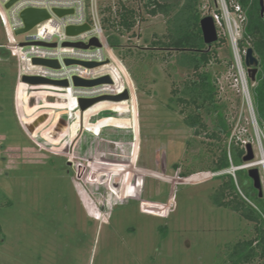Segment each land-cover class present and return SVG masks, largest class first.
Instances as JSON below:
<instances>
[{"label":"rangeland","instance_id":"1","mask_svg":"<svg viewBox=\"0 0 264 264\" xmlns=\"http://www.w3.org/2000/svg\"><path fill=\"white\" fill-rule=\"evenodd\" d=\"M201 4L203 16L222 11L221 0ZM142 12L115 50L133 99L103 100L77 120L67 117L60 88L21 84L0 18V264H220L228 243L252 236L251 222L210 199L221 183L211 170L219 150L194 135L169 101L172 83L191 73L176 62L177 51L150 44L166 31V18ZM215 24L225 39L213 43L219 60L208 68L231 133L247 138L251 111L237 62L243 21L232 12ZM206 120L212 128L213 118ZM226 142L232 152L231 135ZM244 173L242 185L252 183Z\"/></svg>","mask_w":264,"mask_h":264},{"label":"trees","instance_id":"2","mask_svg":"<svg viewBox=\"0 0 264 264\" xmlns=\"http://www.w3.org/2000/svg\"><path fill=\"white\" fill-rule=\"evenodd\" d=\"M139 7L118 0L98 5L102 26L107 41L114 50L123 46V36L133 32L143 11L150 15H163L166 18V31L154 34L152 48L177 51L176 62L190 71L181 83H172L169 101L179 108L184 122L193 129L194 135L213 139L219 153L213 159L211 170L216 171L230 166L226 139L231 135V124L220 104L217 76L209 70L211 62L219 60L217 50L211 49L204 41L201 19L204 17L201 0H137ZM246 10V20L242 26V36L238 40L240 52L249 47L259 59L258 72L250 88L253 105L259 122L264 123V18L260 14V0H236ZM230 10L234 7L227 0ZM218 13L222 11L218 8ZM220 43L223 37L219 38ZM127 52V53H126ZM120 56L123 62L127 50ZM125 53V54H124ZM132 53V51L130 52ZM153 55V54H151ZM127 66V65H126ZM128 68V67H127ZM213 118L210 128L206 117ZM225 141V142H224ZM232 159L235 164L243 163L245 149L232 142ZM178 169V165L175 164ZM244 170L237 171V182L231 174H224L221 183L210 195L212 203L236 211L253 224L251 237L240 238L226 245L225 257L220 264H264V199L252 183L242 185ZM186 172H179V178H186ZM247 176V175H246ZM180 179V180H183ZM240 188V189H239ZM242 191V193L240 192ZM257 205V208L251 203ZM0 234L2 225L0 223Z\"/></svg>","mask_w":264,"mask_h":264},{"label":"built area","instance_id":"3","mask_svg":"<svg viewBox=\"0 0 264 264\" xmlns=\"http://www.w3.org/2000/svg\"><path fill=\"white\" fill-rule=\"evenodd\" d=\"M9 0H0V18L3 24L6 38L9 46L15 50L19 58V77L20 80L24 75L28 76H40L49 78L52 80H68V86L58 85H31L21 80V84H26L28 87L37 88L38 86H55L62 91L61 97L66 102V115L68 118L77 120L83 115L86 118L85 113L89 108L101 102L103 100L116 102L110 99H102L85 110L80 106V99L82 98H96L106 95H118L125 90L129 91L130 98L133 99V87L130 83L127 70L122 64L119 56L115 53V50L109 45L107 41L106 32L102 26L101 15L98 8V0H16L9 8L6 7V3ZM222 13L214 12L212 14L214 21L221 24L222 15L231 20L232 12L236 13L241 20H246V10L240 3L235 0H231V5L234 7L230 10L227 0H221ZM27 8L46 9L50 13V17L38 23L31 30L22 33L24 39L19 41L16 36V31L24 26V22L20 16V13ZM72 10V12L64 15H58L56 10ZM232 11V12H231ZM264 18V12L263 16ZM88 23L90 29L78 33L76 35H69L66 32L68 26L83 25ZM237 32H238V28ZM19 34V35H22ZM96 37L99 45L83 48L75 45H65L66 42L71 43H90L91 39ZM34 42H44L45 45L36 44ZM232 42L237 46V38L234 34L232 36ZM23 43H30L23 45ZM246 50L243 51L245 54ZM241 52L237 51V57L240 58L242 66ZM34 58L58 60L60 66L52 67L43 64L33 63ZM66 59H72L76 61H90L101 62V65L95 67H87L78 62L70 64L66 63ZM238 62V59H237ZM243 71L246 77V85L242 83V91L247 102V105L251 111L250 124L252 133L249 131L247 138H241L237 133H231V140H234L237 144L245 149L247 154V145H252L253 158L248 161H244L241 164H235L232 159V154L229 151L228 156L230 160V166L224 169L213 171L214 177H219L224 174H231L236 183L238 170H249L257 168L260 173V180L262 184L263 196H264V123L261 124L258 120L257 114L254 109L253 100L250 92L248 72ZM247 72V74H246ZM108 75L111 78V82L100 83L93 86H77L74 84V77H80L83 79H97L102 76ZM39 89V88H37ZM43 89V88H42ZM128 100V99H127ZM72 106H66L71 104ZM89 118L94 117L92 114ZM238 125H236L235 132ZM239 128V127H238ZM240 133H244L245 136L248 132L243 128ZM255 140L256 146L253 145ZM240 189V188H239ZM242 193V191L240 190ZM256 208L253 202H251Z\"/></svg>","mask_w":264,"mask_h":264},{"label":"water","instance_id":"4","mask_svg":"<svg viewBox=\"0 0 264 264\" xmlns=\"http://www.w3.org/2000/svg\"><path fill=\"white\" fill-rule=\"evenodd\" d=\"M16 0H9L6 3V7L9 8ZM72 12V10H56V13L58 15H64L66 13ZM264 12V0H260V14L263 16ZM20 16L24 22V26L16 31V33L22 34L29 30H31L33 27H35L38 23L41 21L47 19L50 17V13L46 9H37V8H27L24 9ZM201 28L203 33L204 41L211 47L214 42L218 41L219 34L218 30L215 24V21L211 15H206L201 19ZM90 29V25L88 23H85L83 25H76V26H68L66 29L67 34L69 35H76L78 33H81L83 31H86ZM36 44H45V45H55V44H47L44 42H34ZM30 44V43H23V45ZM65 45H75L83 48H88L90 46L99 45L98 39L96 37L92 38L90 43L84 44V43H71L66 42ZM73 62H78L82 65H85L87 67H95L98 65H101V62H90V61H76L72 59H66V63L70 64ZM244 62L247 67L248 76L252 81H255L256 75L258 72V66H259V59L254 53V49L252 47H249L246 49V52L244 54ZM33 63L37 64H43L48 65L52 67H59L60 64L58 60H51V59H42V58H34ZM21 80L25 83L31 84V85H58V86H68L69 81L68 80H52L45 77L40 76H28L24 75ZM74 84L77 86H93L100 83H106L111 82V78L106 75L102 76L97 79H83L80 77L75 76L74 77ZM130 94L128 90H125L123 93L118 95H106L96 98H82L80 99V106L83 110L94 104L95 102L102 100V99H110L113 101H122L125 99H129ZM43 118V117H42ZM35 125L31 124L29 125V128L32 130ZM247 154L243 157L244 161L251 160L254 156L252 145H247ZM248 175L252 179V183L254 188L258 191L260 196H263V190H262V184L260 180V173L257 168H252L248 170Z\"/></svg>","mask_w":264,"mask_h":264},{"label":"bare ground","instance_id":"5","mask_svg":"<svg viewBox=\"0 0 264 264\" xmlns=\"http://www.w3.org/2000/svg\"><path fill=\"white\" fill-rule=\"evenodd\" d=\"M236 31L234 30V28H232L231 27V34H232V36L235 34L236 35V33H235ZM237 38V37H236ZM122 62V61H121ZM238 62H239V67H240V74H241V79L243 80V84H245L246 85V77H245V74H244V71H243V66H242V63H241V60H240V58L238 57ZM129 72V71H128ZM128 74V73H127ZM128 77H129V75H128ZM129 80H130V83L132 84V81H131V78L129 77ZM139 107V106H138ZM137 112V111H136ZM135 112V113H136Z\"/></svg>","mask_w":264,"mask_h":264},{"label":"flooded vegetation","instance_id":"6","mask_svg":"<svg viewBox=\"0 0 264 264\" xmlns=\"http://www.w3.org/2000/svg\"><path fill=\"white\" fill-rule=\"evenodd\" d=\"M88 111V110H87Z\"/></svg>","mask_w":264,"mask_h":264}]
</instances>
